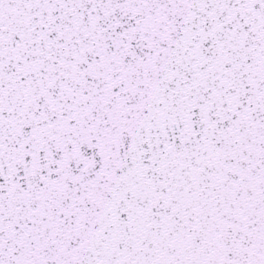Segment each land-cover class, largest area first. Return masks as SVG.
<instances>
[{
    "label": "snow or ice",
    "instance_id": "1",
    "mask_svg": "<svg viewBox=\"0 0 264 264\" xmlns=\"http://www.w3.org/2000/svg\"><path fill=\"white\" fill-rule=\"evenodd\" d=\"M0 264H264V0H0Z\"/></svg>",
    "mask_w": 264,
    "mask_h": 264
}]
</instances>
